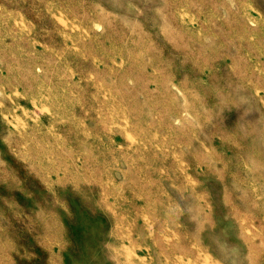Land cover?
Wrapping results in <instances>:
<instances>
[{"label": "rangeland", "instance_id": "1", "mask_svg": "<svg viewBox=\"0 0 264 264\" xmlns=\"http://www.w3.org/2000/svg\"><path fill=\"white\" fill-rule=\"evenodd\" d=\"M0 264H264V0H0Z\"/></svg>", "mask_w": 264, "mask_h": 264}]
</instances>
